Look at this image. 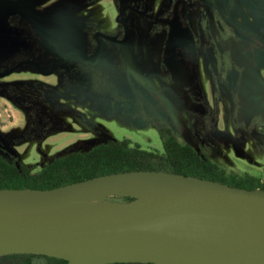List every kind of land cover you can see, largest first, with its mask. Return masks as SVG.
Listing matches in <instances>:
<instances>
[{
	"label": "rangeland",
	"instance_id": "rangeland-1",
	"mask_svg": "<svg viewBox=\"0 0 264 264\" xmlns=\"http://www.w3.org/2000/svg\"><path fill=\"white\" fill-rule=\"evenodd\" d=\"M255 75L264 0H0V141L33 171L109 140L160 153L165 135L264 185Z\"/></svg>",
	"mask_w": 264,
	"mask_h": 264
},
{
	"label": "water",
	"instance_id": "water-1",
	"mask_svg": "<svg viewBox=\"0 0 264 264\" xmlns=\"http://www.w3.org/2000/svg\"><path fill=\"white\" fill-rule=\"evenodd\" d=\"M0 149L15 158V151ZM148 183L152 190L130 201L107 204L83 214L56 213L15 219L73 203L100 190L125 195L114 185ZM27 192H38L24 199ZM264 210V190L165 171L106 174L45 190L0 189V256L45 255L65 264H264V251L223 246L226 235L251 226ZM185 224L177 235L163 228ZM239 232V231H238Z\"/></svg>",
	"mask_w": 264,
	"mask_h": 264
},
{
	"label": "trees",
	"instance_id": "trees-1",
	"mask_svg": "<svg viewBox=\"0 0 264 264\" xmlns=\"http://www.w3.org/2000/svg\"><path fill=\"white\" fill-rule=\"evenodd\" d=\"M1 152H3L0 149ZM0 157V189L45 190L95 176L135 170L165 171L217 181L234 187L264 190L260 179L251 175L237 176L173 136H162V152L145 150L130 141L109 140L86 152H71L33 171L5 153ZM14 264H65L54 257L35 254H8Z\"/></svg>",
	"mask_w": 264,
	"mask_h": 264
},
{
	"label": "bare ground",
	"instance_id": "bare-ground-1",
	"mask_svg": "<svg viewBox=\"0 0 264 264\" xmlns=\"http://www.w3.org/2000/svg\"><path fill=\"white\" fill-rule=\"evenodd\" d=\"M111 188L121 190L132 197H142L150 192L153 186L148 183L126 182L114 185ZM38 194V192H27L22 196V198L27 199ZM103 195L104 194L100 190H94L92 192L82 194L73 203L48 211L20 212L17 214L15 219L32 218L56 213H74L80 215L89 210L110 204L103 197ZM184 228L185 224L175 223L164 227L163 230L179 235L184 231ZM236 249L239 251H264V210L261 215L251 223L250 231L240 240Z\"/></svg>",
	"mask_w": 264,
	"mask_h": 264
},
{
	"label": "flooded vegetation",
	"instance_id": "flooded-vegetation-1",
	"mask_svg": "<svg viewBox=\"0 0 264 264\" xmlns=\"http://www.w3.org/2000/svg\"><path fill=\"white\" fill-rule=\"evenodd\" d=\"M252 86L254 88H257V87H262L263 91H264V82H262L260 80V77H258L257 75H255V78H254V81L252 82ZM128 263H135V264H151V263H137V262H128ZM128 263H112V264H128Z\"/></svg>",
	"mask_w": 264,
	"mask_h": 264
},
{
	"label": "crops",
	"instance_id": "crops-1",
	"mask_svg": "<svg viewBox=\"0 0 264 264\" xmlns=\"http://www.w3.org/2000/svg\"><path fill=\"white\" fill-rule=\"evenodd\" d=\"M11 109H12V108H10V106H8V105H7L6 108H5V110H9V111H10ZM19 113H20V112H19ZM19 117H20V116H19V114H18V115H17V118H19Z\"/></svg>",
	"mask_w": 264,
	"mask_h": 264
}]
</instances>
